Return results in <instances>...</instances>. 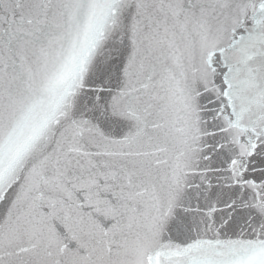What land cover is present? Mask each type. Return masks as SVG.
I'll list each match as a JSON object with an SVG mask.
<instances>
[{"label": "snow or ice", "instance_id": "6c2138e0", "mask_svg": "<svg viewBox=\"0 0 264 264\" xmlns=\"http://www.w3.org/2000/svg\"><path fill=\"white\" fill-rule=\"evenodd\" d=\"M0 264H264V0H0Z\"/></svg>", "mask_w": 264, "mask_h": 264}]
</instances>
